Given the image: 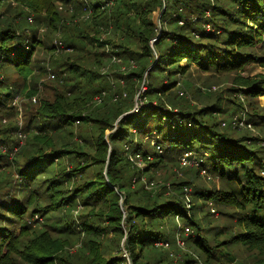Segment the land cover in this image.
<instances>
[{
  "label": "rangeland",
  "instance_id": "rangeland-1",
  "mask_svg": "<svg viewBox=\"0 0 264 264\" xmlns=\"http://www.w3.org/2000/svg\"><path fill=\"white\" fill-rule=\"evenodd\" d=\"M31 1L37 2L38 0ZM79 1H81L78 2V4H81L80 14L75 15L79 9H75V2L71 0L67 7L60 10L65 15V18L62 19L61 25L60 22L58 23V28L55 32L51 31V28L48 27L44 20L47 17L46 12L48 9L34 11L28 3L21 5L12 0L6 2L4 6H0V28L8 24L13 25L14 28L19 23L21 26H23L22 23L28 24L27 29L25 26L23 31L29 35L33 34L37 36L39 41L43 37H46L47 32H50L46 41L52 46L51 50L43 49L40 52H35L33 59L37 57L35 59L37 63L25 78H23L20 72H15L14 66L4 65L6 62H0L3 64V66H0L3 67L0 71L2 74L1 80L8 79V82L4 84L7 83L11 87L27 84V89L23 90V86H21L17 96H13L8 101L0 104V141L5 136L7 139L6 143H0V146H2L0 147V153L4 155L6 153L8 156L4 157V161L0 163L1 165L6 164L7 158L9 164L11 163V166H5L3 171L5 175L0 178V190L7 185L11 186L10 191L12 195L9 199H4V201L13 199L14 196L21 199L23 196H28L30 189L23 188L20 185L22 179L17 173L18 161L24 155L35 154L37 148L38 150H45V140L39 139L36 141V137H34V135L40 134L45 130L53 134L55 139L54 147L59 152H62L60 155L63 158L60 161L64 164L63 166L68 165L72 160L81 161L84 165L88 163L89 166L84 168V176L79 178V180H82V183L83 179L84 181H90L99 179L101 175H104L107 182H109L110 179L107 176L109 168L118 167V172L115 173V176L118 177L117 183L122 181L126 185L127 181H131L132 187L138 192L137 202H134L135 205L147 203L148 208H151L155 207V201H178V203L184 204L189 217L194 215L193 219L198 225L193 228L184 225L181 218L180 220L176 218L178 225H176L175 221L166 223L164 219L154 220L151 224L153 230L160 233L169 231V239L172 240V243H170L169 249L156 243L155 248L159 251L158 254L155 253L158 252L157 250L153 252V250H150L151 246H148L145 248L143 256L139 259V264H144L146 260L153 263V258L158 257L159 254H163V260L159 262L161 264H231V260L235 264H261L264 261V253L252 244H245V238H243L246 231L243 220L247 219L251 206L247 204L246 209L242 210L231 204L232 201L227 200L225 197L219 198L220 200L217 201L216 196H214L216 198L214 199L213 197L196 194V190H199L198 188L215 193L231 191L232 189L236 191L235 182L222 178L217 173H210L211 167L206 161L204 165L200 163V159L206 157L204 156V151L195 150L196 153L193 156L194 159H199L197 161L200 163V166L183 167L180 164V157L183 152L178 155L176 149L170 148L172 151L171 156L162 158L160 165L156 162L151 170L148 169L150 164L157 160L155 154L161 153L157 150L156 146L160 144L163 153L168 146L167 141L157 143V137L153 134L155 131L151 133L153 135H149V133L143 134L140 129L134 128L136 123L144 125V128L148 130L153 128L151 127V123H147L151 118L149 112H146L136 120H131L129 128L128 121H125L126 123H123L125 128L120 133L123 136L126 135L127 138L114 141V145L118 147L120 157L125 155V146L129 145L131 140L134 141V146L131 144V147L135 150H138L139 147L142 153L140 160L128 159L127 161L130 164H127L126 160L113 158L111 154L114 152V147L110 135L120 130V122L123 119V117L120 118L121 116L138 112L145 104L161 105L171 112H179L180 109H183L198 113L201 109L204 110L206 107H212L215 103H220L223 110H229L226 114L218 112L211 117L200 112L197 115L198 122L203 126L216 122L219 125L218 129L228 133L232 140L238 141L241 144L246 143L247 147L252 149L256 158H258L254 162L246 164L249 167L255 165L256 170L260 169L261 164L264 166V92L257 97L245 92L243 93L242 91L240 92L241 86L236 81L239 79L238 77H242L248 81L262 80L261 86L264 88V63L257 60V57L264 56V45L259 43L254 48L249 49L255 59L242 64L236 69L202 71L196 65L191 64L178 74L175 73V70L168 69L164 72L155 70L149 75V70L151 69L149 63H152L153 57L158 56V49L160 50V47L157 45L158 39L162 38L172 27L178 28L177 25L185 26L187 23L191 25L197 24L198 16H200V11L198 10L202 3L196 4L197 7H195L194 4H189L190 0H184V3L179 5L178 3H170L167 0H160V2L159 0H142V4L137 6V10L135 9V11H145L152 20L155 34H152L153 36L151 35L148 40L150 47L148 51L153 53V57L150 58L145 45L140 40L133 38L131 31L129 29L127 31L126 27H124L126 15L121 16L120 9L122 7L125 8V4L121 6L122 2L116 0L102 4L101 11L105 13L103 16L107 14L112 20L110 25L102 30V33L95 35L91 31L81 37L80 34L81 32L84 33L83 30L74 33L64 31L62 27L64 24L69 29L72 25L81 27L86 24L91 19L92 5L100 3L103 0ZM215 1L214 5L226 4V0ZM125 3H129V0H126ZM170 6L172 9L168 10ZM135 11H131L129 14L132 15ZM168 11L172 15L166 14ZM208 12H210L209 16H207ZM112 16H115V19H119V21H116L114 24ZM212 18L213 14L210 9L204 12V18L202 19L203 26L209 23L213 30L210 33H205L206 35L217 34L220 31H218L217 27L213 28L214 24L211 23ZM195 36L197 39H200L198 35ZM57 40L62 41L64 44L60 50L55 49L54 43ZM64 40L66 42H74L78 51L75 48L69 49ZM203 41L206 43L209 40ZM128 47L130 51H128ZM60 55L67 56L65 59L70 56L69 61L71 62L76 60L77 55L80 57L79 63H81L78 72L66 69V74L62 75L65 78L63 82L60 79L57 81V70L55 71V67H52L51 64V61ZM42 61H44L43 65H46L45 68L38 65ZM163 65H165V60ZM185 65V61L181 62L182 67H185ZM3 69L6 72V76ZM178 69L179 71L181 70L179 66ZM132 73L140 74L142 77L133 75L130 79H127L130 77L129 74ZM51 75H54L55 78H52ZM155 79L157 80L155 81ZM127 80L134 82L132 92L129 91L130 87ZM172 80H176L177 85L167 92L161 91L163 85ZM56 81L60 82L62 86L56 85ZM150 83L158 87V93H153L154 89L151 88ZM150 92H152V95ZM64 93L70 95V97L82 98L89 101H86V108L76 111L80 115L78 118L69 119L71 121L69 127L64 125L66 122H69L67 121L68 119L56 122L55 120L44 118L40 112L42 102H54L57 95ZM235 97L242 103L237 111V107L231 102L232 99H236ZM239 100L237 101L239 102ZM135 107L136 110L138 109L137 111H135ZM118 110L119 113L116 115L115 113ZM100 113L110 115V118L107 117V121L112 124L104 123L97 127L94 124L96 121L92 118H97V114ZM74 114L72 112L68 116L73 118ZM149 125H151V128H149ZM100 126L102 127L101 129ZM37 127H41L44 130ZM69 130L73 132L70 134ZM102 139L108 146L107 154L105 155V152L103 153L105 146L101 144ZM61 142H66L68 146L61 147ZM76 143L83 145V148L80 149L76 146ZM136 145L137 147H135ZM20 147L26 148L13 158L15 153H12V151L15 150L16 152V149H20ZM142 148L147 150L145 151L147 155L143 154ZM52 150V147H47L44 152L51 153ZM67 150L76 151V153L71 157L68 155L69 152ZM82 150L89 155L86 156V160L78 154V151ZM98 152L103 154L102 157L97 156ZM91 158H97L98 160L97 162L94 160L95 163H93ZM16 159L17 161H15ZM45 160L50 161L46 157ZM112 164L114 165L112 166ZM126 164L136 173L127 172L126 169L128 167L126 168ZM61 167L60 165L58 169ZM202 169H206L207 174H202ZM257 174L264 176V172L262 171L261 173L260 170H258ZM126 176L128 177L127 181L124 180ZM139 176H142V179L134 183L139 179ZM44 177L47 178L49 176ZM184 182L191 184V187H188L189 190H186V188V191L182 190L181 184ZM111 186L114 185L111 184ZM125 190L128 192L130 188L127 187ZM242 193L243 190L240 193L235 192V195L240 196ZM229 194L232 195L234 193H225V195ZM144 195H147V197H144ZM240 199L241 201H245L242 197ZM124 200V197L121 198L119 203L126 218L124 221L125 235L122 238H117L112 231H108L106 227L107 221L106 224L101 226L105 230L98 231L99 238L88 236L86 230L84 232V227L81 226V222L78 220L74 223L72 222L70 225L80 226V228L76 227V233L69 234L70 238H60V234L57 233L58 231L48 226L58 221L59 217L61 218V210L53 212L57 218L54 219L53 216V219L47 220V217H50V215L45 214L43 209H38L39 207H44L45 203H41L38 208L36 205L30 208L20 220H17L19 219L18 217H12L13 222L11 220L10 223L4 221L2 225H4L3 227L10 228L16 235H20L22 226H26L25 228L28 229L25 230L28 232V235L22 238L23 245L30 244L29 240L46 230L53 236V243L56 244L55 241L68 242L69 245L64 246L59 253L53 254L52 257L47 259L46 263L50 261L49 264H84V261H93V259L108 262L115 256H120L118 259H124L119 260V264H133V258L126 248L128 211L127 206H124ZM90 203L91 206L97 204L93 201ZM47 204L48 202H46ZM105 205L106 203L101 204L100 202L97 204L95 210H91V206L83 209L80 205V209L74 215L77 217L82 211V214L86 215L87 218L97 219V217L94 218L90 215L93 213H103L104 215L103 209ZM129 212L131 211L129 210ZM168 219H173V217ZM148 220L151 222L150 219H143V221L141 218L137 219L139 223L144 221V223H148ZM92 225L97 224L92 223ZM179 226H182L183 229H187L186 231L189 232L188 235L183 236L185 242L183 246L177 245ZM195 239H202L204 241L205 250L194 244ZM53 243L51 244L53 245ZM95 245H99V247L92 256L90 254V247ZM117 246L119 247L118 250ZM20 249H22V246ZM136 252L138 253V251ZM225 253H229L231 256L226 258L224 257ZM4 254H6L5 250ZM167 254H170L171 257L167 256ZM19 264L23 263L19 261Z\"/></svg>",
  "mask_w": 264,
  "mask_h": 264
},
{
  "label": "trees",
  "instance_id": "trees-1",
  "mask_svg": "<svg viewBox=\"0 0 264 264\" xmlns=\"http://www.w3.org/2000/svg\"><path fill=\"white\" fill-rule=\"evenodd\" d=\"M8 1L9 0H0V6H4ZM12 1H16L21 5L28 3L34 11L48 9L46 12L47 17L44 20L48 27L51 28V31L54 32L58 28V23L60 22L61 25L62 19L65 18V15L60 10L67 7L70 3L69 0H38L37 2H32L31 0ZM116 1L122 2L121 6L125 4V8L122 7L120 9L121 16L126 15L124 27H126L127 31L129 29V31L133 34V38L140 40L148 51L150 49L148 40L150 36L155 33L153 30L152 20L148 17V14L142 10L139 12L135 11V9L137 10V6L142 4V0H129V3H125L126 0ZM167 1H170V3L173 4L178 3V5L184 3V0ZM218 1L219 0H217V2ZM61 2L62 4H60ZM109 2H111V0H103L100 3H95L92 5L93 11L91 19L87 21L86 24L81 27L72 25L70 29L67 28L66 24H64L62 26L64 31L74 33L83 30L84 33L81 32V37L91 31L92 34L95 35L97 33H102V30L107 28L110 25V22H112L111 18L107 14L103 16L105 13L101 11L103 6L102 4H107ZM199 3H202V5L198 10L200 11V16H198L199 19L197 24L191 25L187 23L185 26L177 25L178 28L172 27V29H169L162 38L158 39L157 45L160 47V50L158 49V56L155 58L153 57V53L148 51V56H150V58L153 57L152 63H149L151 67L149 75H151L155 70L164 72L168 69L175 70V73L178 74L179 72L184 71L185 68L191 64L196 65L202 71L230 70L236 69L242 64L251 62L255 59L249 49L252 47L254 48L259 43L264 45V0H226L225 5H214V3H211V0L189 1V4H194L195 7H197L196 4ZM74 6L76 10L79 9L75 15L80 14L81 4H78L77 2ZM169 9H172V7L170 6L168 10ZM209 9L213 14V18L211 19V23L214 24L213 28L217 27L218 31L220 30L217 34L213 33V35L205 34L210 33L212 30H208L202 23L204 12ZM131 11H135V13L132 15L129 14ZM166 14L172 15L169 11ZM112 17L114 24L116 21H119V19H115V16ZM22 25L23 26L19 23L16 25V28H14L13 25L8 24L7 26L0 28V62H6L4 65L8 64L14 66L15 72H20L23 78H25L32 67L37 63L35 60L37 57L33 59L35 52H40L43 49L51 50L52 46H50L48 41H46L50 32H47L46 37H43V39L39 41L37 36L33 34L29 35L23 31L25 26L27 29L28 24L22 23ZM195 35H198L200 39H197ZM203 40L209 41L205 43ZM66 44L69 49L75 48L78 51L74 42L70 41L66 42ZM128 51H130L129 47ZM66 57L67 56L65 55H60L58 58L51 61L52 67H55V71L57 70V81L58 79L62 82L65 81V78L64 76L62 77V75L66 74V69L78 72L81 66V63H79V56L76 55V60L74 62L69 61L70 56L65 59ZM82 58H84V56H82ZM164 60L165 65H163ZM257 60L264 63V56L257 57ZM183 61L186 62L185 67L181 66V62ZM1 63L0 66H3ZM43 63L44 61L39 62L38 65L44 66L45 68L46 65H43ZM178 66L181 68L180 71ZM1 68L3 67H0V71ZM3 71L6 76L4 69ZM44 73L46 74V72ZM133 75L142 77L140 74L132 73L129 74L130 77L128 76L129 78L127 79H130ZM1 78L2 74L0 72V104L8 101L9 98H12L13 96H17L21 86H23V90L27 89V84L19 86L14 85V87H11L7 83L4 84L5 82H8V79L1 80ZM238 78L239 79H237L236 82L239 86H241L239 89L240 92L242 91L243 93L245 92L255 97L263 94L264 88L261 86L263 83L262 80L248 81L242 77ZM156 80L157 79H155V81ZM57 81L55 84L62 86V84ZM168 82L169 83L163 85L161 91L167 92L177 85L176 80ZM127 83L130 87L129 91L132 92L134 82L127 80ZM150 85L152 86L151 88L154 89V94L159 92L157 89L158 87H155L152 83H150ZM150 93L152 95V92ZM236 99L239 100L238 98ZM236 99H232L231 102L237 107V111L241 107L242 103L240 100L238 102ZM86 101V99L70 97V95L65 93L59 94L56 96L54 102H42L40 112L46 119L55 120L56 122H61V120L64 119H68L67 121H69V119H75L80 116L76 111L86 108ZM232 108L234 107L232 106ZM228 111V109L223 110L220 103H215L212 107H206L204 110L201 109L198 113L194 111H185L183 109H180L179 112H171L163 108L161 105L145 104V106L138 112L124 116L120 122V130L113 135H110V139L112 140L114 147V152L111 156L124 161L129 159L126 154L120 157L118 147L114 145V141L127 138L126 135L123 136L120 133L125 128L123 123L128 121L129 128L131 120H136L146 112H149L152 120L150 118L147 123H151L152 126L149 125V128H153L148 130L144 128V125H139L138 123L135 124L134 128L140 129L143 134H155L158 140L157 143H160V141H167L168 146L166 147L164 153L155 152L157 160L151 163L148 169L151 170L156 162L160 165L162 158H168L169 155L171 156L172 151L170 148L176 149L178 155L182 152L185 153L188 151L194 153H196L195 150L204 151L203 153L206 157L200 159V163L204 165L206 161V163L210 164V173H217L222 178H227L235 182L236 191L235 189H232L231 191L228 190L215 193L198 188L199 190H196V194L199 196L213 197L214 199H216L214 197L216 196L217 201L225 197L227 200L232 201L231 204H234L237 208L242 210L246 209L247 204H249L251 209L248 212L247 219L243 220L246 228L243 238H245V244H252L264 253V176L262 174H257L258 170H260L261 173L262 171L264 172V166L261 164V167L258 170L255 169V165H253V167H249L246 163L249 164V162H254L258 158H256L253 150L247 147L246 143L241 144L238 141L235 142L232 140L228 133L222 132V130L218 129L219 125L216 122H214V124L210 123V125L207 124L203 126L197 119V115H199L200 112L212 117L218 112L226 114ZM72 112L75 114L73 118H70L68 114H71ZM118 113L119 110L115 114L117 115ZM107 117L110 118V115L108 116L106 113H104V115L103 113H100L97 114V118H91L96 121L94 124L98 127L101 124L109 123L107 121ZM70 122L71 121L66 122L64 125L69 127ZM37 128L44 130L41 127ZM101 128L102 127L100 126V129ZM154 131L155 133H153ZM72 132L73 131L69 130L70 134ZM34 137H36V141L39 139L45 140V150L47 147H52L53 150L51 153H45V150H38L37 148L35 154L24 155L23 158L18 161L17 173L22 179L20 185L23 186V188L30 189L27 197L23 196L21 199L14 196L13 199L4 201V199H9L12 195L10 191L11 186L7 185L0 190V264H19V261L23 264H45L47 259L52 257L53 254L59 253L64 246L69 245L68 242L64 241H55L56 244L53 243V236L48 232V230L42 231L37 237L29 240L30 244L23 245L22 238L28 235V232L25 230L28 229L25 228L26 226H22L20 235L14 234V232H12L8 227H3L4 225H2V222L5 221L6 223H10V220L12 221V217H18L19 219L17 220H20L30 208L33 206L35 207V205L38 208L41 203H45V206L39 207L38 209H43L45 214L50 215V217H47V220L53 219V216L54 219L57 218L53 212L61 210V218L59 217V219H57L58 221H56L53 225H46L57 230V233L60 234V238H70L69 234L76 233V227L80 228V226H70L71 223H74L76 220L81 222V226L84 227L83 230L84 232L86 230V234L88 236L99 238L98 231L105 230L101 226L106 224L107 221L106 227L108 231H112L117 238H122V236L125 235L124 221L126 218L119 203L121 198L124 197V206H127L128 211V230H126L128 238L126 248L128 253L133 258V264H139V259L143 256L144 250L148 246H151V248H149L154 252L157 250L155 248L156 243H172V240L169 239V231L160 233L153 230L151 224L154 220L164 219L166 223L169 221H175L176 223V218H178V220L181 218L182 223L184 225H188L190 228L198 225L193 219L194 215H191L190 218L186 212L184 204L181 202L178 203V201H155V207L151 208H148L147 203H143V205H141L140 202H138L140 205H135L134 202H137L136 198L138 197V192L132 187L131 181H127V176L124 179L127 181L126 185L122 181L117 183L118 177L115 176V173L118 172V167H112V169L109 168L107 176L110 179V183L107 182L104 175H101L99 179L90 181H84L83 179L82 183V180H79V178L84 176V168L89 166L88 163L84 165L81 161L72 160L68 165L63 166L64 164L60 161V159L63 158V156L60 155L62 152H59V150L54 147L55 139L53 134L44 130V132L34 135ZM6 140L5 136L1 139L0 143H6ZM134 143L135 142L132 140L129 142V144L132 145ZM101 144L105 146L103 148V153L105 152V155L107 154L106 151L108 150V146L104 143L103 139ZM60 145L61 147L68 146L66 142H61ZM76 146L80 149L83 148V145L80 144H77ZM26 147H20V149L18 148L16 152L13 150L12 153H15L13 158H15V155H18ZM135 147H137V145ZM138 150H140L139 147ZM145 151L147 150L142 148L143 154L147 155ZM169 151L171 152L167 154ZM67 152H69L68 155L71 157H73L74 153H76V151L72 150H67ZM78 154H80L79 156L85 160L86 156H89L83 150L78 151ZM102 155L103 154L100 152L97 154L98 157H102ZM4 157H8L7 154L5 153L4 155L0 153V162L4 161ZM45 157L46 159L49 158L50 161L45 160ZM6 160V164L4 163V165H1L0 163V178L5 175V173H3L5 166H11L8 158ZM91 160L95 163L94 160L97 162L98 159L91 158ZM15 161H17V159ZM127 164L130 163L127 161ZM127 164V172L135 174L136 172H133ZM60 165L62 167L58 169ZM113 165L114 164H112V166ZM44 176L49 177L45 178ZM140 179H142V176H139V179H137L134 183H137ZM111 184L117 188L111 186ZM190 185L191 184L184 182L181 184V188L182 190H185V188L188 189V187H191ZM127 187L130 188V191L128 192L125 190ZM242 190V195H235V192L240 193ZM229 192L234 194L225 195V193ZM144 197H147V195H144ZM240 197L244 198L245 201H241ZM45 200L48 202L47 205ZM92 201L97 204L100 202L101 204L106 203L105 208L103 209L104 215L103 213H93L90 215L94 218L97 217V219L87 218L86 215L82 214V211L77 217L74 215V213L80 209V205L83 209H85L91 206L90 202ZM97 204H93L90 209L95 210ZM129 210L131 212H129ZM170 217H173V219H168ZM138 218H141L142 221L143 219H150L151 222L148 220V223H144L145 221L139 223L137 221ZM92 223L97 225H92ZM176 225H178V223H176ZM61 233L67 234L63 235ZM51 243H53V245ZM194 244H197L201 249L205 250L204 241H202V239H195ZM21 246L22 249H20ZM2 247L4 248L1 249ZM98 247L99 245L90 247V254L92 256ZM118 248L119 247L117 246V250ZM4 250L6 251V254H4ZM136 251H138V253ZM155 253L158 254L159 251ZM162 256L163 254H159L158 257L156 256L153 258V263L146 260L144 261V264H161L159 262L163 260ZM167 256L171 257L170 254H167ZM230 256L231 255L229 253L224 254V257L226 258H229ZM119 257L120 256H115L108 262L98 261L95 259H93V261L86 260L84 261V264H119V260H124L118 259ZM194 261L196 260L194 259ZM231 261L232 263L234 262L233 260ZM49 263L50 261L46 264ZM262 263L264 264V261Z\"/></svg>",
  "mask_w": 264,
  "mask_h": 264
},
{
  "label": "built area",
  "instance_id": "built-area-1",
  "mask_svg": "<svg viewBox=\"0 0 264 264\" xmlns=\"http://www.w3.org/2000/svg\"><path fill=\"white\" fill-rule=\"evenodd\" d=\"M214 1L215 0H211L212 3H214ZM209 15H210V12L207 13V16H209ZM30 21H32V19H30ZM204 27H206L208 30H212V27L210 26L209 23L204 24ZM54 44H55V49L56 50H60V48H62V46L64 45L63 42L59 41V40L55 41ZM51 76H52V78H55L54 75H51ZM156 148H157V150L159 152L163 151L162 146L160 144H158L156 146ZM125 154L129 157L130 160H140L142 158V153L140 152V150L133 149L131 147V144L125 146ZM194 155H195V153L191 152V151L183 153L181 155V157H180L181 166H183V167L200 166V163L198 162L199 160L196 159V158L195 159L193 158ZM201 172H202V174H207L206 169H202ZM186 190H188V189L186 188ZM186 230L187 229H183L182 226L178 227V231H179V235H178V239H177V245L178 246H183L184 245L185 242L183 240V236L189 234V232L186 231ZM181 234H182V236H181ZM157 244L162 245L163 247L168 248V249L170 248V243L169 242H160V243H157ZM231 264H234V263H231Z\"/></svg>",
  "mask_w": 264,
  "mask_h": 264
},
{
  "label": "crops",
  "instance_id": "crops-1",
  "mask_svg": "<svg viewBox=\"0 0 264 264\" xmlns=\"http://www.w3.org/2000/svg\"><path fill=\"white\" fill-rule=\"evenodd\" d=\"M70 1V0H69ZM72 2H75V3H77V2H81V1H79V0H71Z\"/></svg>",
  "mask_w": 264,
  "mask_h": 264
},
{
  "label": "water",
  "instance_id": "water-1",
  "mask_svg": "<svg viewBox=\"0 0 264 264\" xmlns=\"http://www.w3.org/2000/svg\"><path fill=\"white\" fill-rule=\"evenodd\" d=\"M135 111H136V107H135ZM133 112H134V111H133ZM122 117H124V116H121L120 118H122ZM120 118H119V119H120Z\"/></svg>",
  "mask_w": 264,
  "mask_h": 264
}]
</instances>
